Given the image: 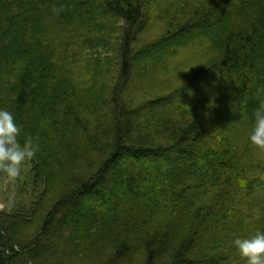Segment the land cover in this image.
Returning a JSON list of instances; mask_svg holds the SVG:
<instances>
[{"label": "trees", "instance_id": "trees-1", "mask_svg": "<svg viewBox=\"0 0 264 264\" xmlns=\"http://www.w3.org/2000/svg\"><path fill=\"white\" fill-rule=\"evenodd\" d=\"M144 1L0 0V108L13 113L21 128V144L30 136L39 145L35 157L41 168L61 154L67 161L82 160L87 167L62 180L55 209L36 230L21 232L29 221L24 212H0V264H67L70 245L89 238L92 231L80 236L73 231L65 242L58 232L67 226L59 221L83 199L97 196L105 184L128 177V169L116 164L122 154L130 159L126 162L173 156L192 165L204 155L200 167L162 165L160 185L184 197L175 200L174 207L185 220V236L174 237L167 227L137 230L135 239L147 254V264H245L232 243L211 256L207 250L211 242L264 232V163H242L230 152L229 140L220 147L208 146L209 136L217 133L208 130L199 116L172 130V145L137 146L131 132L143 135L149 129L150 108L132 112L125 102L127 85L144 59L201 39L213 55L192 73L191 82L199 83L205 76L219 82L238 103L241 115L254 122L255 109L264 103V0H183L189 7L184 14H178L157 40L134 50L145 18ZM153 9H159L155 2ZM113 34L119 37L118 45L116 38L111 42ZM107 46H116L118 61L112 86L108 75L113 68L104 66L111 58L104 53ZM85 62L91 66L89 84L73 85L71 77L82 72ZM136 113L145 115L134 129L128 124ZM221 129L214 127L216 132ZM61 165L55 163L60 172ZM196 187L213 188L217 195L208 198L212 202L191 201ZM112 195L94 208L92 230L101 211L110 210ZM123 236H118L116 257L132 248L126 233Z\"/></svg>", "mask_w": 264, "mask_h": 264}, {"label": "rangeland", "instance_id": "rangeland-1", "mask_svg": "<svg viewBox=\"0 0 264 264\" xmlns=\"http://www.w3.org/2000/svg\"><path fill=\"white\" fill-rule=\"evenodd\" d=\"M182 1H144L145 18L142 22V30L138 33L137 40L133 44L134 50L157 40L173 24L178 14H184L183 9L189 7L186 4L184 7ZM154 2L159 9H153ZM181 9L182 11H180ZM115 38L117 44L119 37L115 34L111 35V42ZM200 40L197 39L185 47L168 49L160 57L155 54L142 61L138 71L134 73V78L127 85L125 102L127 101L126 105L132 112L149 107L150 110L146 114L149 118L147 122L151 124L148 125L149 129L143 135L137 134V130L132 131L131 135H134L131 136V142L143 147L159 143L172 145V130L182 129L189 121L199 116L200 119L207 122L208 130L217 133L209 136L208 146L220 147L224 145L225 140H229L230 152L234 153L242 163L253 162V164L258 165L264 163V149L257 147L249 140L254 122L247 121L241 115L242 111L237 106L238 103L235 105L236 101L227 90H224V86L209 76H205L199 83L191 82L192 73L199 70L200 66L211 59V55H213ZM115 47L107 46L104 49V53L110 54L111 57L106 60L110 63L104 65L107 68H113L108 75L111 86L118 77L116 73L118 61L116 54H114ZM110 60H113V63ZM82 64L80 65L82 72L76 77L73 74L70 77L73 85L86 87L89 84L86 82L91 77L89 74L91 66H89V62ZM158 101H161V104L152 108L154 103ZM144 115L143 113H136L132 116L128 124L129 127L135 129L136 124L140 123ZM227 116H229L228 119ZM252 121H254V115ZM214 127L217 129L221 127L222 129L216 132ZM203 156L199 154L195 158L194 165H192L188 161L173 160V156L164 160L152 159L138 162L132 159L130 162H126L130 159L127 155L122 154L116 164L120 162L118 163L119 169H128V177L116 178L114 181L105 184L97 196L83 199L74 211L67 213L59 221L61 225L67 227L65 229L61 227L60 232L55 229L54 232H58L65 242L70 240L68 236L73 231L77 232L79 236L82 233L92 231L89 238H82L83 241L77 242V246L76 244L70 245L72 250L67 252L68 259L65 262L67 264H97L101 260L111 259L112 264H147V254L143 246L135 239L138 234L137 230L167 227L174 237L185 236L183 230L185 220L181 216L180 209L174 207V204H178L175 200L184 199V197L181 194L177 197L173 195L171 189H165V186H161L163 178L159 173L162 165L165 164L175 169L186 166L200 167L204 159ZM52 158H55L54 162ZM52 158L49 164H45V166L43 164L44 168H41L42 162L37 157L26 161L22 165L21 175L15 180H9L0 172V212L5 214L24 212L29 221L24 224V228L21 227L23 234L36 230L47 213L55 209L53 204L59 199L57 195L63 189L62 180L77 172L83 173L87 170L82 160L67 161L63 154L59 155L58 158L57 155L52 156ZM124 159L126 160L124 161ZM57 161L62 164L61 172L59 168L55 167ZM137 168H143V170ZM128 181H133L132 185H127L129 184ZM151 181L153 182L150 183ZM136 190L140 191L137 193ZM213 190V188L196 187L194 189L195 198L191 201L208 202L211 199L208 198L216 192ZM198 191L201 193L198 194ZM127 192L129 195L124 197L123 194ZM111 194L113 195L110 198L114 199L110 202V210H106L105 207L101 211V217L95 218L98 223L93 226L92 230L90 225L94 222V208L101 206L104 201L101 199ZM10 198L11 204H9ZM95 205L96 207H94ZM127 222L131 224V228L128 227V230ZM125 233L131 241L132 248L129 253L116 257L118 236L124 237L123 234ZM208 236H211L210 231ZM230 243L232 241L227 243L211 242L207 253L211 256L219 252L220 249L222 252V247Z\"/></svg>", "mask_w": 264, "mask_h": 264}, {"label": "clouds", "instance_id": "clouds-1", "mask_svg": "<svg viewBox=\"0 0 264 264\" xmlns=\"http://www.w3.org/2000/svg\"><path fill=\"white\" fill-rule=\"evenodd\" d=\"M253 115L254 124L249 140L264 149V105L257 108ZM20 134L21 128L13 113L0 108V172L9 180L17 179L21 175L22 165L39 151V145L30 136L21 144L18 140ZM240 183L243 185L245 181L241 180ZM232 244L240 257L245 259V264H264V232L258 231L250 237H235Z\"/></svg>", "mask_w": 264, "mask_h": 264}]
</instances>
